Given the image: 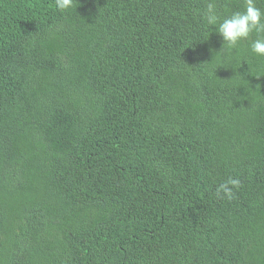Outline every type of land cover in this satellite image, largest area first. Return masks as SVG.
Wrapping results in <instances>:
<instances>
[{
	"label": "trees",
	"instance_id": "16d2710c",
	"mask_svg": "<svg viewBox=\"0 0 264 264\" xmlns=\"http://www.w3.org/2000/svg\"><path fill=\"white\" fill-rule=\"evenodd\" d=\"M208 2L0 0V264H264V57Z\"/></svg>",
	"mask_w": 264,
	"mask_h": 264
},
{
	"label": "clouds",
	"instance_id": "9594fccd",
	"mask_svg": "<svg viewBox=\"0 0 264 264\" xmlns=\"http://www.w3.org/2000/svg\"><path fill=\"white\" fill-rule=\"evenodd\" d=\"M77 4L78 0H55V7L61 12L77 7ZM201 15L209 28L215 26V31L221 36L224 42L221 50L225 46L235 49L241 41H250V51L258 57H264V10L256 6V0H245L242 11H235L223 17L219 15L214 0H209L206 11ZM253 33L256 34L255 39H252ZM239 186L238 178L229 177L218 185L216 195L219 199L231 200L234 197V189Z\"/></svg>",
	"mask_w": 264,
	"mask_h": 264
}]
</instances>
